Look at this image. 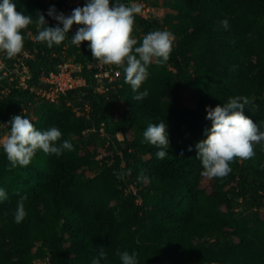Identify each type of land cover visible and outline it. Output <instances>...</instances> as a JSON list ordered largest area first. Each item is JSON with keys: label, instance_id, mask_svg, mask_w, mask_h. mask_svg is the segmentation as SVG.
<instances>
[{"label": "trees", "instance_id": "obj_1", "mask_svg": "<svg viewBox=\"0 0 264 264\" xmlns=\"http://www.w3.org/2000/svg\"><path fill=\"white\" fill-rule=\"evenodd\" d=\"M133 1L110 0L129 7ZM139 1L166 12L161 19L136 14V46L152 31L175 36L167 63L148 66V78L139 89L148 91L146 98H133L137 93L125 83L120 66L108 99L88 87L54 102L35 101L16 77L9 95L0 99L1 139L10 134L11 118L19 115L39 131L57 127L62 133L57 145L64 140L73 145L59 157L38 149L29 165L16 168L0 146V189L7 194L0 200V264H31L45 257L50 264H92L94 259L121 264L117 252L123 251H135L138 264H264V141L253 145L251 159L234 160L226 177L208 181L195 148L211 127L206 107L223 106L233 97L250 100L244 115L264 131V0ZM12 2L17 12L35 20L39 11L46 20L51 18L48 9L57 11L61 0ZM40 30L31 24L21 33L23 49L36 48L34 61L28 63L35 76L45 69L43 61L52 63L51 51L64 44L49 48L30 42L27 32ZM69 50H80L77 59L84 63L99 61L87 42ZM5 62L11 66L13 60ZM87 82H92L89 74ZM182 93L191 95V106ZM68 101L87 102L88 117L75 116ZM160 122L166 124L169 139L164 159H157L160 149L143 137L149 124ZM99 149L111 154L98 156ZM87 170L93 174L86 175ZM141 170L148 180H138ZM21 196H27V215L17 224L14 214ZM239 206L246 211H236Z\"/></svg>", "mask_w": 264, "mask_h": 264}, {"label": "clouds", "instance_id": "obj_2", "mask_svg": "<svg viewBox=\"0 0 264 264\" xmlns=\"http://www.w3.org/2000/svg\"><path fill=\"white\" fill-rule=\"evenodd\" d=\"M141 11L139 6H126L123 3H112L110 0H86L83 7H76L69 16L57 13L54 6L47 11V18L37 11L33 20L31 14L15 10L12 0H0V52L7 57H15L24 47L21 34L29 25L35 24L41 30L35 39L46 43L47 47L60 45L73 25L79 26L72 36V44L81 45L87 42L91 55L105 65L123 66L125 83L131 86L133 98L140 101L148 96V91H139L148 78V66L155 63L163 66L170 58L175 36L168 31H152L145 35L140 43L133 37L135 16ZM47 20H55L57 26L48 27ZM227 29L228 22H221ZM62 25V27H60ZM251 102L247 97H233L226 104H218L214 108L206 107V119L211 121L210 129L205 130L206 139L195 145L196 157L202 165L201 175L208 178H224L231 173L230 164L234 160H247L254 156L253 145L264 141V131H260L252 119L244 115L246 105ZM10 134L0 141L11 168L27 166L36 151L54 154L59 157L64 150L72 151L73 145L64 140L57 145L62 133L57 127L39 131L27 118L17 115L11 118ZM116 134L115 137L121 141ZM144 140L157 146V159H164L169 147L166 124H149L143 133ZM123 139V138H122ZM192 149L189 148V151ZM183 155V153H181ZM11 168L9 170H11ZM118 178L123 174L117 173ZM138 180H148L145 171L141 170ZM19 194V193H17ZM7 194L0 189V200H6ZM21 196L14 214V221L19 224L26 217L24 201ZM101 258L105 253L99 251ZM121 264H138V254L133 251L117 252ZM92 264H100L94 259Z\"/></svg>", "mask_w": 264, "mask_h": 264}, {"label": "built area", "instance_id": "obj_3", "mask_svg": "<svg viewBox=\"0 0 264 264\" xmlns=\"http://www.w3.org/2000/svg\"><path fill=\"white\" fill-rule=\"evenodd\" d=\"M84 5V0H61L57 13H63L65 16H69L76 7H83ZM131 6H139L141 8V12L138 13V15L142 18L150 17L147 14L148 7L144 3L139 2V0H134ZM46 22V26H57L55 20H47ZM78 27L77 25H73L66 35V39L61 48L51 51L49 59L52 63L43 61L45 69L40 70L37 76L30 72L28 66V63L33 62L35 59L33 53L36 52V48L33 49V52L23 49L19 55L11 57V60H13L11 66H8L5 62L8 59V57L5 58L6 54L1 52L0 99L9 95L15 77L17 79V85L34 93L35 101L39 98H43L49 102H54L55 99L60 96H65L69 92L74 94L82 93L88 87L91 88L93 93L99 96H105L106 99H108L107 95L114 89V83L119 78L120 71L117 66L105 65L100 61L96 63H84L78 60L77 54L79 55L81 53L80 50L76 53L70 52V46L74 45L71 42L72 36L75 35ZM37 29H39V27L36 26V30ZM36 35L37 34L33 31L27 32L28 39L34 44H36L37 41L35 39ZM74 47L78 48L79 45H74ZM88 74L92 80L91 84L87 82ZM28 81H35V85L28 84ZM66 105L77 117H88L91 111V107L87 102L75 105L68 101ZM99 134L100 136L105 135V131L102 127L99 129ZM106 145L107 144H105V146ZM31 264H50V260L48 257L36 258L32 260Z\"/></svg>", "mask_w": 264, "mask_h": 264}, {"label": "rangeland", "instance_id": "obj_4", "mask_svg": "<svg viewBox=\"0 0 264 264\" xmlns=\"http://www.w3.org/2000/svg\"><path fill=\"white\" fill-rule=\"evenodd\" d=\"M140 2V1H139ZM158 4L159 5H161L162 4V0H158ZM148 7V6H147ZM141 12V11H140ZM139 12V13H140ZM165 12H166V10H164L163 8H161L160 6H158V7H148V16H155L156 18H158V19H161L164 15H165ZM146 14V15H147ZM146 17V16H145ZM253 61V60H252ZM191 96V95H190ZM190 96L188 95V94H186V93H182V99H183V101L185 102V104L186 105H188V106H191V104H192V102H191V98H190ZM119 106H120V108L122 109V103L121 102H119V104H118ZM7 130V129H6ZM4 134V133H3ZM6 137V133H5V136H2V139H1V141L3 140V138H5ZM118 138L122 141V136H118ZM259 144H261L260 142L259 143H255L254 145H259ZM89 149L91 150L92 149V146H90L89 147ZM99 152H97V155L99 156V153H101V154H104V155H106L107 153H109V154H111V152H108V150L106 149V150H102V149H99L98 150ZM95 156V157H98V156ZM96 159V158H95ZM93 173H92V171L91 170H87L86 171V175H92ZM209 179L208 178H205V181H208ZM205 181H203L202 182V185L204 186V187H209L208 185H207V182H205ZM129 190H132V191H134V192H136V188H135V186L134 185H130L129 186ZM139 202H140V200H139ZM243 210V211H246V209L245 208H243V207H241V206H239L238 208H237V210L236 211H240V210ZM260 218H263L264 219V212L262 211L261 213H260Z\"/></svg>", "mask_w": 264, "mask_h": 264}]
</instances>
